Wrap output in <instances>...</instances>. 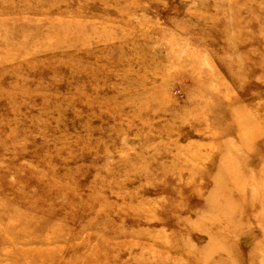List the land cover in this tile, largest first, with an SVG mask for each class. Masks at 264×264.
Segmentation results:
<instances>
[{"label":"rangeland","instance_id":"374dc122","mask_svg":"<svg viewBox=\"0 0 264 264\" xmlns=\"http://www.w3.org/2000/svg\"><path fill=\"white\" fill-rule=\"evenodd\" d=\"M6 226L0 264H264V0H0Z\"/></svg>","mask_w":264,"mask_h":264},{"label":"bare ground","instance_id":"6f19581e","mask_svg":"<svg viewBox=\"0 0 264 264\" xmlns=\"http://www.w3.org/2000/svg\"><path fill=\"white\" fill-rule=\"evenodd\" d=\"M113 1H117V0H113ZM117 3H119V1H118ZM239 11H240V10H238V13H239ZM225 27L228 28L229 26L225 24ZM226 28H225V31L227 30ZM39 227H41V226H38V228H39ZM6 232L18 234V233H16L15 230L11 231L9 226H6L5 231H3V232L0 231V234H6ZM16 238H17V236H16ZM56 250H57V247L53 248V249L50 250V251H47V254H44V255H46V256L49 257V258H53L54 253L56 252ZM24 253H25L26 255H31V252H28V251H24ZM54 258H55V257H54Z\"/></svg>","mask_w":264,"mask_h":264}]
</instances>
